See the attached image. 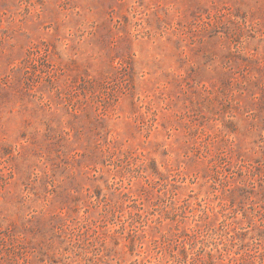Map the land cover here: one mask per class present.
I'll return each instance as SVG.
<instances>
[{
  "label": "rangeland",
  "instance_id": "rangeland-1",
  "mask_svg": "<svg viewBox=\"0 0 264 264\" xmlns=\"http://www.w3.org/2000/svg\"><path fill=\"white\" fill-rule=\"evenodd\" d=\"M0 264H264V0H0Z\"/></svg>",
  "mask_w": 264,
  "mask_h": 264
}]
</instances>
